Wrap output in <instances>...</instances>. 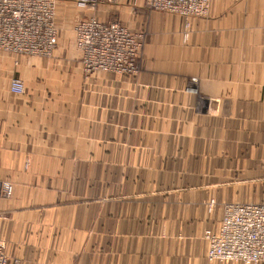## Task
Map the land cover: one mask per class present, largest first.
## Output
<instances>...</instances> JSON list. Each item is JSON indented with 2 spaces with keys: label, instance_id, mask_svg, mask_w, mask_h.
<instances>
[{
  "label": "crops",
  "instance_id": "1",
  "mask_svg": "<svg viewBox=\"0 0 264 264\" xmlns=\"http://www.w3.org/2000/svg\"><path fill=\"white\" fill-rule=\"evenodd\" d=\"M58 3L52 58L0 52L11 264H243L211 262L204 235L226 204L264 200V0H212L187 38L145 0ZM89 16L144 35L137 75H85L74 26Z\"/></svg>",
  "mask_w": 264,
  "mask_h": 264
},
{
  "label": "built area",
  "instance_id": "2",
  "mask_svg": "<svg viewBox=\"0 0 264 264\" xmlns=\"http://www.w3.org/2000/svg\"><path fill=\"white\" fill-rule=\"evenodd\" d=\"M81 11L94 10L102 0H73ZM154 11L181 16L184 36L195 18H207L212 0H145ZM55 0H0V52L20 56L52 58L59 45ZM75 48L86 76L104 72L137 75L144 35L131 32L118 21L102 22L95 16L74 26ZM10 91L25 92V82L12 78ZM197 93L196 88L187 90ZM14 194L10 181H0V199ZM213 203V202H212ZM207 256L219 263H264V200L260 203L226 204L217 232L206 231ZM6 242L0 239V264H11Z\"/></svg>",
  "mask_w": 264,
  "mask_h": 264
},
{
  "label": "rangeland",
  "instance_id": "3",
  "mask_svg": "<svg viewBox=\"0 0 264 264\" xmlns=\"http://www.w3.org/2000/svg\"><path fill=\"white\" fill-rule=\"evenodd\" d=\"M55 1H56V2L58 1L59 3H61V4H62V7H61V8L64 9V8L67 7V5H68L67 3H69L70 0H55ZM59 3H58V4H59ZM63 6H64V8H63ZM68 9H69V8H68ZM64 10H65V9H64ZM69 25H70V24H69ZM70 26H71V25H70Z\"/></svg>",
  "mask_w": 264,
  "mask_h": 264
}]
</instances>
